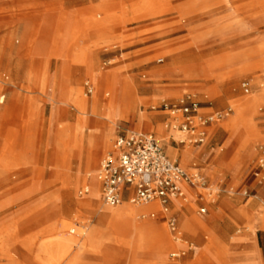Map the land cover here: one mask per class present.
Masks as SVG:
<instances>
[{
  "label": "rangeland",
  "instance_id": "obj_1",
  "mask_svg": "<svg viewBox=\"0 0 264 264\" xmlns=\"http://www.w3.org/2000/svg\"><path fill=\"white\" fill-rule=\"evenodd\" d=\"M177 54L190 58L174 65ZM183 100L214 116L203 144L163 109ZM138 133L207 178L188 187L186 216L157 202L109 206L101 184L87 198L117 138ZM263 162L264 0H0V264H203L210 252L218 264H264ZM67 191L72 213L60 215L51 204ZM149 205L140 220L161 242L124 230L88 239L101 227L95 207ZM183 217L205 227L185 229Z\"/></svg>",
  "mask_w": 264,
  "mask_h": 264
},
{
  "label": "built area",
  "instance_id": "obj_2",
  "mask_svg": "<svg viewBox=\"0 0 264 264\" xmlns=\"http://www.w3.org/2000/svg\"><path fill=\"white\" fill-rule=\"evenodd\" d=\"M244 87L248 92L249 85L245 83ZM200 108L199 103L190 100L163 105L172 115L181 112L179 130L189 133L193 144H203L207 138L206 127L215 122L214 116L200 117ZM260 167L264 178V162ZM98 179L103 200L109 206H118L124 201L157 202L168 211L174 200L182 202L187 198L188 187L203 186L207 178L202 172L191 173L171 160L154 134L138 133L117 138L101 161ZM206 212L201 209V213ZM174 223L172 220L171 224Z\"/></svg>",
  "mask_w": 264,
  "mask_h": 264
},
{
  "label": "bare ground",
  "instance_id": "obj_3",
  "mask_svg": "<svg viewBox=\"0 0 264 264\" xmlns=\"http://www.w3.org/2000/svg\"><path fill=\"white\" fill-rule=\"evenodd\" d=\"M45 27H47L45 25ZM43 31V32H42ZM45 29L41 30V54H43L45 51H47L48 49V42L49 40L47 39V35L44 32ZM190 54V53H189ZM189 54H185V55H174L173 59V64L174 65H178L181 62L183 63L184 59L187 60V58H190ZM90 69V68H89ZM88 74L92 75V71L88 70ZM94 76V75H93ZM82 94V93H81ZM256 102V97H253L252 99H249L248 101L245 102V106H251L253 103ZM244 105V103H243ZM242 106V107H245ZM81 107H82V113L83 114H87V110H88V101L84 98L81 97ZM118 116V113H114V115H110V120L111 121H115V117ZM154 119L152 117L149 116H145L141 118V123L142 125L148 127L150 130L152 129V127L154 126ZM256 123H250L249 125L253 126ZM248 126V124H247ZM256 126V125H255ZM242 128H239V130L237 129L236 132L234 133V137H238L240 130ZM164 131L162 126L159 127L157 132H161ZM109 133H104L101 135V139L98 143H94L90 149V152L88 154V166L89 168L94 167L97 164V157H96V151L101 148V147H107L108 144V140H109ZM81 155V154H80ZM80 159H82V157L80 156ZM98 169V170H97ZM94 172H92L93 175V179H92V188L88 189V191L90 192L89 197H87L90 201L93 200H98L100 197V181L98 179V174H99V170L100 168H97ZM91 170L89 169V174H91ZM81 176L78 174L77 175V180L76 183H79L81 178ZM70 185L67 183V187H69ZM68 189V188H67ZM70 189V188H69ZM264 191L260 192V194H263ZM255 194H251V196H254ZM74 206V201H73V195H72V191H67L66 195H63L59 198H57L56 200H54L51 204V209L53 211L57 210L58 213L60 215H66V214H71L72 213V209ZM175 209H179L183 212V215L186 216L185 214V210L184 207H186V203L185 202H181L180 200H174L172 205ZM96 213H97V217L101 223V227H97V228H92L90 230V234H89V238L91 239H95L98 237H102L107 235L110 232H117V231H121L124 230L126 232H133V236H135V238H144V237H149L153 240L156 241H160L161 242V234L158 232V230L156 229V227L148 221H141L140 218L148 211L150 210V205L149 206H145V207H131V206H122L119 207L117 209L114 210H106V209H102L101 207H95ZM75 218H77V216H74ZM182 223L184 225L185 229H191V227L195 224V225H199L201 227H205V221L200 219V218H195L194 222L192 223L190 220L186 219L185 217H183L182 219ZM183 232L180 231V234H182ZM165 238H169V235L166 234ZM90 239V240H91ZM180 239V238H179ZM182 240V239H180ZM186 245V244H185ZM187 248V246H184ZM203 264H218V261H216L212 256H211V252L205 255V260L203 262Z\"/></svg>",
  "mask_w": 264,
  "mask_h": 264
}]
</instances>
